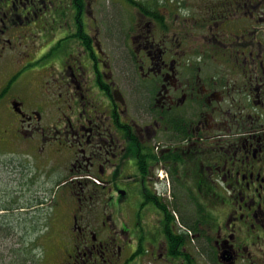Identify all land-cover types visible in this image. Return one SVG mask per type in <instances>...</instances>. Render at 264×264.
<instances>
[{
	"label": "flooded vegetation",
	"instance_id": "af4514ba",
	"mask_svg": "<svg viewBox=\"0 0 264 264\" xmlns=\"http://www.w3.org/2000/svg\"><path fill=\"white\" fill-rule=\"evenodd\" d=\"M0 233V264H264V0H0Z\"/></svg>",
	"mask_w": 264,
	"mask_h": 264
},
{
	"label": "rangeland",
	"instance_id": "374dc122",
	"mask_svg": "<svg viewBox=\"0 0 264 264\" xmlns=\"http://www.w3.org/2000/svg\"><path fill=\"white\" fill-rule=\"evenodd\" d=\"M52 196H53V192H52ZM58 205H59V200L57 201L56 206L52 204L51 217H53V218H54V215L56 213V209H57ZM120 217H121V211L120 212H115V215H113L114 220H116V218H120ZM49 233L50 232H48V231L42 233L41 236L43 237V240H44V237H46ZM4 235H5L4 233H0V237L4 238L5 237ZM43 240H39L38 243L39 244H43V242H44ZM26 243H27V239L23 243H21L19 245H10L8 241L6 243H3V244L1 243V245H0V254L2 253L3 259H4L7 250L10 247H13L14 250H18L17 251L18 252L17 253L18 258L16 260H17V262L21 263V262H23V259L27 257L26 249H24L26 247ZM38 243L35 242V245H34L35 246L34 247L35 248V252H34L35 261L37 259H40V261H41L42 255H43V254H40V247H39ZM5 244L7 245V247H5ZM39 254H40V256H39ZM12 257H14V255ZM12 257H8L9 261H10V259H12ZM6 261H7V258L3 262V264H5Z\"/></svg>",
	"mask_w": 264,
	"mask_h": 264
}]
</instances>
